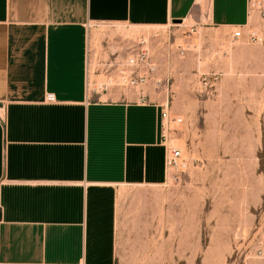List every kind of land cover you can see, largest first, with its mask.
<instances>
[{
    "label": "crops",
    "instance_id": "crops-1",
    "mask_svg": "<svg viewBox=\"0 0 264 264\" xmlns=\"http://www.w3.org/2000/svg\"><path fill=\"white\" fill-rule=\"evenodd\" d=\"M190 20L233 32L251 11L248 0H0V264H119V188L168 179L163 102L148 85L89 92L92 24Z\"/></svg>",
    "mask_w": 264,
    "mask_h": 264
},
{
    "label": "rangeland",
    "instance_id": "rangeland-1",
    "mask_svg": "<svg viewBox=\"0 0 264 264\" xmlns=\"http://www.w3.org/2000/svg\"><path fill=\"white\" fill-rule=\"evenodd\" d=\"M260 1L241 39L192 20L92 24L90 80L107 52L145 47L159 64L148 89L169 103L166 146L182 152L162 186L119 188V264H264V43L249 38L264 37Z\"/></svg>",
    "mask_w": 264,
    "mask_h": 264
},
{
    "label": "built area",
    "instance_id": "built-area-1",
    "mask_svg": "<svg viewBox=\"0 0 264 264\" xmlns=\"http://www.w3.org/2000/svg\"><path fill=\"white\" fill-rule=\"evenodd\" d=\"M248 4L249 8L253 5L262 11L263 5L260 0H248ZM244 30L242 28L236 29L233 37L235 39L243 38ZM249 38L258 44L264 43V37H261L258 33H250ZM90 63L88 64L87 87L89 92L99 97V99L109 93L136 91L140 86L151 83L159 69V64L151 58L149 51L145 47L137 48L133 45L128 46L125 56H120L119 52H116L102 62L103 68L98 70L95 76L97 78L94 81L90 80ZM167 83L168 80L164 79L163 84L166 85ZM161 84L162 81H156V85L159 86ZM138 96L142 103L150 101L147 95ZM47 101L53 103L55 102V97L49 94L47 95ZM168 107L169 103L167 105L163 103L162 120L165 121V125L163 124L165 130L169 119ZM181 157L182 152L179 149L168 148V169L172 166H178V161Z\"/></svg>",
    "mask_w": 264,
    "mask_h": 264
},
{
    "label": "bare ground",
    "instance_id": "bare-ground-1",
    "mask_svg": "<svg viewBox=\"0 0 264 264\" xmlns=\"http://www.w3.org/2000/svg\"><path fill=\"white\" fill-rule=\"evenodd\" d=\"M251 12H254V11H251ZM252 14V13H251ZM252 16V15H251ZM252 21V20H251Z\"/></svg>",
    "mask_w": 264,
    "mask_h": 264
},
{
    "label": "water",
    "instance_id": "water-1",
    "mask_svg": "<svg viewBox=\"0 0 264 264\" xmlns=\"http://www.w3.org/2000/svg\"><path fill=\"white\" fill-rule=\"evenodd\" d=\"M180 21L176 22V23H179Z\"/></svg>",
    "mask_w": 264,
    "mask_h": 264
}]
</instances>
